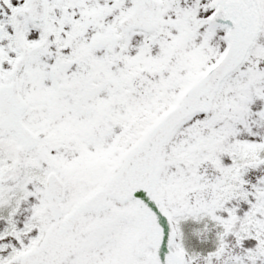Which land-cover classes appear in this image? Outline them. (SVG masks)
<instances>
[{
	"label": "snow or ice",
	"instance_id": "snow-or-ice-1",
	"mask_svg": "<svg viewBox=\"0 0 264 264\" xmlns=\"http://www.w3.org/2000/svg\"><path fill=\"white\" fill-rule=\"evenodd\" d=\"M0 264H264V0H0Z\"/></svg>",
	"mask_w": 264,
	"mask_h": 264
}]
</instances>
